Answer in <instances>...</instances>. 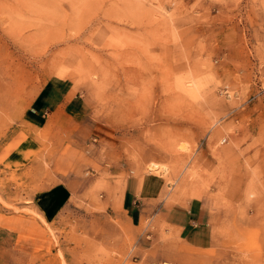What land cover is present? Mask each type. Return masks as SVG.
Segmentation results:
<instances>
[{
    "label": "rangeland",
    "instance_id": "obj_1",
    "mask_svg": "<svg viewBox=\"0 0 264 264\" xmlns=\"http://www.w3.org/2000/svg\"><path fill=\"white\" fill-rule=\"evenodd\" d=\"M6 211L0 264H264V0H0Z\"/></svg>",
    "mask_w": 264,
    "mask_h": 264
},
{
    "label": "crops",
    "instance_id": "obj_2",
    "mask_svg": "<svg viewBox=\"0 0 264 264\" xmlns=\"http://www.w3.org/2000/svg\"><path fill=\"white\" fill-rule=\"evenodd\" d=\"M48 103L42 102L41 106L38 107V114L36 118L40 120L43 125H48L47 122L49 120V113L47 111ZM46 113H48L46 115ZM91 130L95 133L92 134V139L94 142L104 143L107 146H111L115 141V135L112 131L101 125H93ZM19 134V133H18ZM17 133H13L11 135V139L14 141L17 138ZM11 141L9 140V143ZM5 146V144H2ZM5 149V147H4ZM3 149V150H4ZM19 149V148H17ZM16 149V150H17ZM17 152H13L16 156ZM52 163H58V155L53 156L51 158ZM67 188L63 185H57L50 192H44L40 195L41 203L48 206V209L45 212L46 220H53L57 214L58 207L64 202L65 195L67 193ZM122 206L125 208L127 205L131 206L133 204V200L125 194V190L122 191L121 197ZM134 218V216H132ZM132 219V218H131ZM178 227H181V235H183L187 228V224H177ZM0 232L3 234H7L9 237L13 238L19 244H23L26 246L49 250L54 246L53 236L51 235L47 226L36 216L31 214H27L21 211H6L0 215ZM190 233V232H189ZM2 245L7 244V241L3 238Z\"/></svg>",
    "mask_w": 264,
    "mask_h": 264
}]
</instances>
